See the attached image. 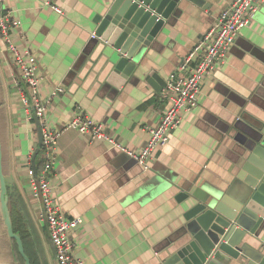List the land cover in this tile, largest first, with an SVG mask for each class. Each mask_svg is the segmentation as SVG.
<instances>
[{
  "label": "crops",
  "instance_id": "0c3cea01",
  "mask_svg": "<svg viewBox=\"0 0 264 264\" xmlns=\"http://www.w3.org/2000/svg\"><path fill=\"white\" fill-rule=\"evenodd\" d=\"M44 1L0 0V10L21 21L12 30L14 43L36 56L42 96L49 99L54 90L63 89L49 102V122L64 129L83 116L101 124L125 151L138 154L167 107L166 87L158 82L155 87L145 75L155 74L163 83L181 75V65L235 0H181L144 50L141 67L120 88L108 80L105 45H96L92 37L94 20L109 1L51 0L63 13ZM7 52L0 36V115L14 230L26 237L32 264H58L42 200L29 174L37 151L36 166L43 162L39 124L22 102L25 83ZM262 119L264 0L226 62L204 79L199 105L183 114L182 124L154 152L148 168L104 139L76 129L62 132L51 185L62 212L82 219L72 233L75 256L84 264H166L187 223L190 199L180 203L177 196L184 192L207 198L226 192L240 173L249 132ZM245 240L260 248L264 230L259 236L247 233Z\"/></svg>",
  "mask_w": 264,
  "mask_h": 264
},
{
  "label": "water",
  "instance_id": "95a60500",
  "mask_svg": "<svg viewBox=\"0 0 264 264\" xmlns=\"http://www.w3.org/2000/svg\"><path fill=\"white\" fill-rule=\"evenodd\" d=\"M108 1L104 14L94 20L95 43L105 45L108 80L120 88L141 67L144 50L163 30L181 0ZM189 1L200 4L203 0ZM145 79L155 87L156 82L167 86L155 74L145 75ZM249 133L240 173L226 192L217 191L207 198L184 192L177 196L180 203L190 199L184 214L187 223L181 244L170 253L166 264H264V243L254 249L245 240L247 233L259 236L264 230V119ZM0 213L7 236L16 243L25 264H32L22 236L14 230L1 115Z\"/></svg>",
  "mask_w": 264,
  "mask_h": 264
},
{
  "label": "built area",
  "instance_id": "2783aa9c",
  "mask_svg": "<svg viewBox=\"0 0 264 264\" xmlns=\"http://www.w3.org/2000/svg\"><path fill=\"white\" fill-rule=\"evenodd\" d=\"M261 1L235 0L220 13L216 24L208 30L204 39L196 45L188 59L181 65V75L175 73L168 80L163 92V97L167 101L166 110L159 125L149 129L150 139L138 154L125 151L121 144L104 131L101 124L83 116L74 117L64 129L56 128L49 122L47 118L49 102L63 89L54 90L49 99L42 96L41 76L38 73L36 56L28 51L21 52L10 40L12 30L19 28L21 21L5 13L0 14V33L4 40L8 39V42L5 40L7 50L12 53L20 77L25 83V88L22 89V102L30 117L39 120L43 165L39 170L31 167L29 174L36 195L42 200V218L49 231L58 264H84L82 259L75 256L72 240V233L82 223V219L68 218L62 212L51 185V175L54 171L58 142L62 132L66 129H76L80 133L89 134L93 139H104L122 148L128 155L148 168L154 152L166 146L170 142L172 131L182 124L183 114L199 105L204 79L215 73L226 62L229 50L235 45L240 31L250 25ZM44 4L56 12L63 13V9L51 0L44 1ZM92 37L95 38V34Z\"/></svg>",
  "mask_w": 264,
  "mask_h": 264
},
{
  "label": "rangeland",
  "instance_id": "374dc122",
  "mask_svg": "<svg viewBox=\"0 0 264 264\" xmlns=\"http://www.w3.org/2000/svg\"><path fill=\"white\" fill-rule=\"evenodd\" d=\"M5 40L8 42V39L5 38ZM10 40L12 43L15 42L13 32L10 35ZM11 55L12 53L10 51L6 53V57L8 58V60L10 59ZM10 62H11V59H10ZM15 251L16 249L14 247L13 241H11V239H9V237L6 234V229L4 227L3 220L1 218V213H0V264H23L20 260H16Z\"/></svg>",
  "mask_w": 264,
  "mask_h": 264
},
{
  "label": "trees",
  "instance_id": "16d2710c",
  "mask_svg": "<svg viewBox=\"0 0 264 264\" xmlns=\"http://www.w3.org/2000/svg\"><path fill=\"white\" fill-rule=\"evenodd\" d=\"M4 12H5V11H4ZM4 12H2V11L0 10V14H1V13L4 14ZM0 36L2 37L1 33H0ZM2 38H3V37H2ZM3 40H4V39H3ZM4 42L6 43L5 40H4ZM40 151H42V145H41V149H40ZM38 153H39V152H38ZM42 165H43V162H41L38 166H36V164H35L34 168H35L36 170H39V169L41 168ZM25 240H26V237L24 236V237H23V241H24V243L27 245V243H26ZM16 251H17L18 258H19L20 261L24 264V259H23L22 256L19 254L17 245H16ZM27 252H28V250H27ZM31 257H32V260H34L35 256L31 254Z\"/></svg>",
  "mask_w": 264,
  "mask_h": 264
}]
</instances>
